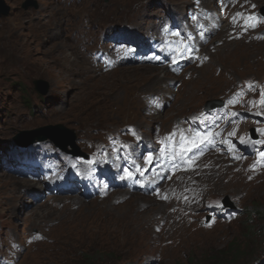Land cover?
Wrapping results in <instances>:
<instances>
[{
    "label": "rangeland",
    "instance_id": "rangeland-1",
    "mask_svg": "<svg viewBox=\"0 0 264 264\" xmlns=\"http://www.w3.org/2000/svg\"><path fill=\"white\" fill-rule=\"evenodd\" d=\"M3 1L10 11L0 17V264H81L84 258L97 264H264V143H254L264 141V131H257L264 130V114H257L264 104L248 103L259 101L264 89V24L234 21L241 10L259 15L264 0H33L28 7V0ZM194 9L211 18L203 16L208 33L177 71L163 70L171 58L150 61L153 51H136L144 38L149 43L153 32L169 28V11L187 27ZM118 32L131 36V48L109 46ZM94 52L111 58L114 69ZM36 79L47 82L45 94ZM233 97L237 102L227 105ZM219 100L222 106L207 107ZM224 110L216 150L177 172L160 162L149 170L157 175L146 191L125 194L128 162L148 168L144 157L151 152L156 161L169 134L194 131ZM59 123L75 131L76 145L90 160L49 138L25 147L15 140L20 131ZM26 153L56 158L68 173L97 180L99 193L54 194L52 176L30 173ZM100 163V170L91 168ZM1 174L26 182L10 190ZM40 181L48 188L28 186ZM12 195L19 198L5 205ZM182 202L186 227L172 224Z\"/></svg>",
    "mask_w": 264,
    "mask_h": 264
},
{
    "label": "bare ground",
    "instance_id": "bare-ground-1",
    "mask_svg": "<svg viewBox=\"0 0 264 264\" xmlns=\"http://www.w3.org/2000/svg\"><path fill=\"white\" fill-rule=\"evenodd\" d=\"M164 8H165V6L163 5V8H160V10L161 11H164ZM170 12V14H168V17L170 18L171 17V21H172V23H171V29L170 30H172V29H181L182 28V18L181 17H179L178 18V16L176 17V15H175V17L176 18H173V16H172V14H174V13H172L171 11H169ZM21 17H23L22 15H21ZM218 17H222V15H218ZM169 18H166L165 19V21L166 22H168V23H170L169 22ZM208 18H210L209 16H208ZM211 19V18H210ZM156 23V22H155ZM142 24V23H141ZM251 24H256V21H251ZM220 25H221V19H219V20H217L216 22H214V25L212 26V29L210 28V32H212V31H214V30H216V29H218L219 27H220ZM257 25V24H256ZM149 30V31H148ZM151 30L152 29H147V32H146V34L148 35V34H150L151 33ZM169 29H167L165 32H166V35L167 36H170L172 39L170 40V43L168 44V46L166 47L167 48V52H169V50H170V44L174 41V39H175V32L172 30V31H168ZM161 33H162V31H160ZM160 32H157V33H155V32H153L152 33V35L150 36L153 40H151V41H149V43H147L146 41H144V37H142V36H140V37H142V38H144L143 39V43L141 44V43H139V45H137V46H139V47H137L136 48V51H138V53H140L141 54V50H142V47H146V50H153L154 51V53H157V51H158V46L159 47H165V43L164 42H162V40H160V39H156L155 38V36H157L158 34L160 35L161 33ZM157 34V35H156ZM121 36V37H116V36ZM125 36H123V33H120V32H118L116 35H115V41H119V43H120V41H125L126 42V40H127V44H125V43H122L121 44V48H122V46H124V45H126L127 47H129V48H131V45H133L132 44V41H131V36L129 35H126V34H124ZM112 37H114V35L112 36ZM160 41H161V43H160ZM205 41V40H204ZM154 42V44L155 43H157V45L155 46V47H153V45L151 46V45H149L150 43H153ZM119 43H117V44H119ZM196 44H197V47H200L202 44H201V40L200 39H196ZM26 46H27V44H26ZM26 46H23V48L21 47L20 48V51H24V50H26L27 49V47ZM116 47L117 48H120V46H118V45H116ZM196 47V48H197ZM26 48V49H25ZM124 48V47H123ZM111 50V49H110ZM109 50V51H110ZM127 50H128V48H127ZM131 50V49H130ZM109 53V52H108ZM127 55L128 56H130V58H131V55H132V52H128L127 53ZM169 53H167V55H165V57H162V58H164L165 60L167 59V58H169ZM69 55L67 54V57H68ZM135 56V55H134ZM66 57V58H67ZM167 57V58H166ZM93 58H94V56H93ZM69 59V58H68ZM95 59V58H94ZM145 59V58H144ZM175 59V58H174ZM97 60V59H96ZM145 60H147V59H145ZM144 60V61H145ZM106 61V60H105ZM77 62V61H76ZM101 63V62H100ZM184 63V62H183ZM158 64V63H157ZM108 68H111V67H108ZM113 69H114V67H113ZM152 70L151 71H153V70H155L154 68H151ZM163 70H172V71H177V68H173V66L171 65V63H169L166 67H164L163 68ZM16 153L18 154L19 152H17L16 151ZM116 155H118V154H116ZM202 157V156H201ZM200 158V157H199ZM198 159V158H197ZM78 161V160H77ZM260 162L262 163V162H264L263 161V159H260ZM105 163V162H104ZM104 163H100L99 165H97V164H94V165H91V168L92 169H99L100 170V167L104 164ZM263 165H264V163H263ZM79 166V165H78ZM158 168H161V166L160 167H158ZM27 171H28V168L26 169ZM103 172H107V171H103ZM106 174H110V172L109 173H106ZM111 175V174H110ZM160 175H161V173H160ZM1 178H3V179H5L4 180V183L5 184H3L2 185V187L3 186H7V187H9L10 188V190H13V189H16L17 190V188H20L21 186H19L20 184H24L26 181L25 180H23V179H17V178H15V177H5L4 176V174H1ZM96 178H97V176H96ZM95 178V179H96ZM40 179V178H39ZM42 180H46V178H44V179H42ZM109 180H110V186H112V184H113V180H114V177L113 176H109ZM97 181V180H96ZM50 185H56V183H57V179L56 178H54V177H52V179H50ZM126 183H125V186H127V190H125V194H128V193H130L131 192V190H134L133 188L132 189H130L131 188V186L129 185V183H128V181H125ZM42 185H45L47 188H48V183H46V182H42V181H40L39 183H29L28 184V186H31V188H36V187H39L40 189H45L44 188V186H42ZM114 185V184H113ZM56 187V186H55ZM9 188H8V190H9ZM114 188H115V186H114ZM7 189V188H6ZM4 190H5V188H4ZM106 190V189H105ZM15 191V190H14ZM8 192V191H7ZM16 192V191H15ZM173 193V192H172ZM124 194V193H123ZM5 195V194H4ZM73 196L75 195V194H72ZM72 195H70V196H72ZM81 196L82 197H86V195L84 194V193H81ZM11 198L12 199H18L19 198V196L18 195H12V196H9V199H7L6 201H5V205L7 204V206L8 205H10V203H11ZM184 205H182V206H180V211L175 215V217H174V220L173 221H175L174 223H172V224H174V225H176V226H179V227H186V225H188V212H187V210L186 209H188V206L186 205V203H184V202H182ZM12 204V203H11ZM183 206H185V207H183Z\"/></svg>",
    "mask_w": 264,
    "mask_h": 264
},
{
    "label": "water",
    "instance_id": "water-1",
    "mask_svg": "<svg viewBox=\"0 0 264 264\" xmlns=\"http://www.w3.org/2000/svg\"><path fill=\"white\" fill-rule=\"evenodd\" d=\"M29 3L35 4L36 2L33 0H28L25 4V7L29 6ZM10 11V7L5 4L3 0H0V17L3 15H8ZM262 12L264 13V7L262 8ZM34 85L39 90L41 94H45L48 88V84L43 79H36L34 80ZM223 104V102L215 101V102H208V108L219 107ZM51 139L58 148L62 150H67V145L70 144L74 147L73 151L71 152L75 156H83L85 158H89L90 156L81 151L80 148L76 145V136L75 131L71 128L64 126L63 124H49L46 126H42L32 130H24L20 131L15 140H17L18 144L22 146H26L32 144L34 142H41L47 139ZM227 204L231 205L229 201H225Z\"/></svg>",
    "mask_w": 264,
    "mask_h": 264
},
{
    "label": "snow or ice",
    "instance_id": "snow-or-ice-1",
    "mask_svg": "<svg viewBox=\"0 0 264 264\" xmlns=\"http://www.w3.org/2000/svg\"><path fill=\"white\" fill-rule=\"evenodd\" d=\"M252 7H255V5H253ZM236 15L239 16L241 14L237 13ZM252 19H253L252 17L248 18V20H252ZM246 24H248V26H250V27H255V24L248 23V21H246ZM175 35H179V33H175ZM247 87L250 90L255 91V88L251 83H249L247 85ZM240 94L241 93H236L235 96L238 97ZM235 102H237L235 97L230 98L227 101V105H231ZM248 103L250 106L254 105V104H264V89H261L259 101H249ZM227 105H225V106L227 107ZM257 114H264V113H257ZM237 116H238L237 113H235V112L232 113V117H237ZM228 122L234 123V120H229ZM177 131H179L180 140H181L180 150H179L180 155H183L185 152L191 151V149H193V148H199L201 145H203L205 143H211L212 139L216 135V133H214V132L201 133L198 131H194L192 133H187V132L182 131V130H176V131L172 132L171 134H169V136L166 137V140H173L177 134ZM257 131H264V130L258 129ZM228 135L233 136V135H235V132L233 131V132L229 133ZM241 143H244L243 139H241ZM254 143H264V141L257 140ZM185 144L190 145V147H185ZM125 147H127V145H125ZM233 147H235V146L233 145ZM164 152H165V148L161 147V153H164ZM259 156L264 157V152H260ZM153 159H154V157H153L151 152H149L148 155L144 157V160L147 163H151L153 161ZM89 163H92V161H89ZM124 171L126 173L127 178L132 177L133 173L129 172L127 169H125ZM137 171H140L139 166H137Z\"/></svg>",
    "mask_w": 264,
    "mask_h": 264
},
{
    "label": "trees",
    "instance_id": "trees-1",
    "mask_svg": "<svg viewBox=\"0 0 264 264\" xmlns=\"http://www.w3.org/2000/svg\"><path fill=\"white\" fill-rule=\"evenodd\" d=\"M94 261H95V258L90 259V260L88 258H86V259L84 258L83 262H79V263H81V264H97ZM217 264H223V263L219 262Z\"/></svg>",
    "mask_w": 264,
    "mask_h": 264
}]
</instances>
